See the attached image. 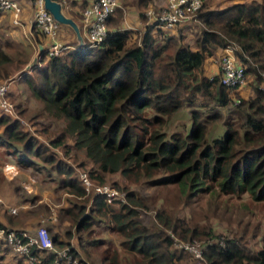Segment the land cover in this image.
I'll use <instances>...</instances> for the list:
<instances>
[{"label": "trees", "instance_id": "16d2710c", "mask_svg": "<svg viewBox=\"0 0 264 264\" xmlns=\"http://www.w3.org/2000/svg\"><path fill=\"white\" fill-rule=\"evenodd\" d=\"M137 1L145 8L148 0ZM193 26H199L198 31L190 42L183 40L181 31ZM227 46L234 48L244 75L250 77L252 96H235V101L234 87L220 82L219 68L211 76L202 73L205 59ZM7 59L0 48V65ZM25 71L23 81L46 119L61 121L49 144L62 147L66 154L70 138L71 146L91 164L84 168L93 181L102 184L106 174L119 173L135 180L147 177L152 184L173 183L182 203L203 194L213 198L242 193L264 202V0L215 9L201 4L187 23L170 29L146 24L138 36L136 30L107 29L97 45L84 42L54 56L39 51ZM206 104L232 107L225 117L214 111L204 119L201 108ZM177 117L183 120L180 131L170 127ZM214 124H221L222 131L218 128L215 136L209 135ZM0 148L6 151L4 158L41 174L55 184L52 190L63 192L66 205L57 217L72 227L65 230L66 237L77 234L84 264H191L184 250L172 247L167 227L181 239L211 238L210 243L204 240L202 252L207 264H264V233L250 246L247 238L254 233L246 223L231 235H222L220 244L209 230L206 214L199 215L202 223L156 212L161 228L150 227L137 220L135 207L143 204L133 193L113 202L86 194L77 170L1 112ZM6 213L11 214L7 208ZM6 222L0 218L3 233ZM99 223L117 236V246L90 236ZM46 229L54 245H68L57 232ZM0 241L1 257L9 249ZM29 251L36 256L33 264H53L51 251L34 244ZM11 255L27 264L24 257ZM94 257H99L97 263Z\"/></svg>", "mask_w": 264, "mask_h": 264}, {"label": "rangeland", "instance_id": "374dc122", "mask_svg": "<svg viewBox=\"0 0 264 264\" xmlns=\"http://www.w3.org/2000/svg\"><path fill=\"white\" fill-rule=\"evenodd\" d=\"M16 1L19 3L20 8L22 9L20 12L21 15L23 11L22 3L20 0ZM59 1L62 2L63 9L65 8L66 10H69L73 15L72 17L77 19V22L79 23L80 17L76 15L72 8H78L80 14L82 7L87 3L77 2L78 0ZM237 1L242 0H201V4L207 9H215ZM165 3L166 0H148L146 2V7L144 8L138 7L137 0H118L117 10L113 12L112 17L106 24V27H116L117 29L124 27L125 23H129L130 19L132 21L134 14L136 12L139 13V11H141V22L142 24L146 25L150 22V17L146 15V11L150 10L153 13H156L165 5ZM27 10L29 16H27L26 19L30 22L32 15V5H30L29 9ZM5 13L9 14L8 11H3V13L0 14V48L8 59L6 61L7 63L3 62V64L1 63L0 65V85L9 81L7 89L2 95V98L4 99L3 104L5 106H10V111L8 109L10 113L3 111L2 109H0V112L7 114V116L17 120L21 128L36 138L41 145L45 146V149L47 148V152H54L55 156L62 159L66 164L70 165L74 171H85L89 165L91 166V164L85 160L81 151H78L71 146L72 142L70 138L67 137L68 151L66 154L62 147H55L49 144L50 139L53 137V134L56 131V127L61 121L52 120L50 117L46 119V115H44V109L40 107L41 104L31 96L29 88L23 81V76L26 74L25 70L28 68V64L31 61L29 56L30 54L35 55L33 54L34 50L27 41V37L29 36L27 35L25 37L22 32L16 33L17 36L14 39L9 38V24L7 17L3 15ZM190 22L195 24L193 20ZM193 27L194 28L191 30L181 31L183 34V40L190 42L194 32L196 30L198 31L199 29V26ZM61 30L63 33L65 29ZM132 30H136V36L141 33L140 27ZM174 34L176 33L174 32ZM37 35V43L44 42L45 35ZM63 35H60V32H57L55 37L60 42H66L71 46L75 45V42H67V40L63 38ZM232 50L234 51V48ZM217 52H219V49ZM217 57L218 54L214 55V59H211V61L215 64L216 71L218 70ZM209 67H211V62L205 60L202 66V73L206 76H211V74L215 72L210 70ZM247 82H250V77L245 76L243 81L234 87L235 93L233 94V97L235 101L237 99L235 96L246 97L248 95H253L252 89L248 88L251 86H247ZM230 106L232 107V104H229L228 107ZM192 107L197 108L196 106ZM228 107L221 108L212 106L211 104H206L201 108L204 111L203 118L206 119V114H210L214 111L218 112L221 117H225ZM179 114L183 113L180 112ZM182 122V118L177 117L172 120L171 126H169L172 129L180 131L182 130ZM212 123L217 122H208L209 125ZM212 126V129L208 132L209 135L215 136L214 132L218 128L220 131H222L221 124H214ZM208 134L206 133L207 137H209ZM5 152L6 151L0 148V166L3 163L15 164L14 162H11L12 160L10 157L4 158ZM37 162L43 166L45 165L40 160ZM79 163L83 164L79 165ZM6 166L11 168L8 165ZM15 166L18 170L16 173V170L13 169L12 174H17L13 178L10 177V175L8 176L6 173H4L2 168H0V218L7 221L5 223L6 228L18 230H30L38 226L50 228V234L57 232L60 239L62 238L64 241L68 242V245L66 246L69 247V249L70 247L73 248L75 252L74 256L77 259V264H84L83 260H85V256L83 251L78 248L77 242L79 239L77 234L73 233L72 235L66 237L64 235L65 230L71 231L72 227L68 224V221H63L64 218L59 220L57 217L59 208L66 205L63 192H61V190H52L55 184L50 180L45 179V177H41V174H36L26 169H20L16 164ZM24 177H26L27 180L32 181L31 184L33 185L34 192L36 194L32 195V193L26 192L20 194L17 189H14L15 185L20 181L21 178ZM148 179L149 178L147 177H139L138 180H135L132 177L122 176L119 173H112L106 174L104 176L103 182L109 183L112 186H116L114 188L118 191H122L123 193H133L134 197H138V199L142 201V206L135 207L138 210L136 218L145 226H156L157 228H161L160 221L158 220L157 216H155L156 212L165 215L166 217L177 216L184 220L195 219V222L202 223L204 220L200 219L199 215L206 214L209 216L207 221L209 230H211L214 234H217V236L221 237V239H223V236H229L236 230H239V228L242 225L244 226L245 223L249 225V233H254L253 238H247V243L250 246H253L257 237L264 233L263 201H252L247 197L246 194L242 193L240 195L218 194L213 198H209L203 194L198 196V198L195 200L193 198L191 200L192 202L190 201V203L185 201L182 203L175 184H152L148 181ZM91 181L93 183H98L92 179ZM12 204L19 206L18 208L21 209H19L13 215H8L6 213V208L9 205L12 206ZM7 215L9 216V220ZM107 230L108 229L102 227L100 223L96 224L90 236H94V238H104L105 240H109L117 246V236L112 232H108ZM164 230L171 240L172 237H174L180 241L194 240L200 244H202V242H204L206 239L211 241V238H206L204 240L195 237H191L192 239H181L180 237H177V235L171 230H169L168 227L164 228ZM0 240H3L1 233ZM1 249L2 245L0 241V252ZM9 252L6 250L3 253L6 254L7 260H9ZM184 258H186L187 262L189 261L192 264L189 256L187 259V257L184 255ZM98 259L99 257L93 258L96 263L98 262ZM86 264H89V262L86 261Z\"/></svg>", "mask_w": 264, "mask_h": 264}, {"label": "built area", "instance_id": "2783aa9c", "mask_svg": "<svg viewBox=\"0 0 264 264\" xmlns=\"http://www.w3.org/2000/svg\"><path fill=\"white\" fill-rule=\"evenodd\" d=\"M31 5L32 15L30 24L33 29L44 34L47 39L43 54L46 56H54L70 49L71 46L68 43L60 42L56 39L58 23L44 8L43 0H32ZM200 6L201 0H166L165 5L156 13L147 10L146 15L150 17L151 24L163 29H170L176 24H184L191 20ZM117 7L118 0H90L82 7L80 11V22L83 30V42L88 43V45H97L101 42L108 29L106 27L107 17L111 16ZM3 11H10L11 22L13 24L18 23L21 8L16 0H0V13ZM232 49L231 46L224 47L217 59L220 82L227 88L236 87L245 77L242 64L237 60ZM8 83L9 81L0 85V109L10 113V106H5L3 104L4 99L2 98ZM6 165L11 168H8ZM0 168L12 178L17 175L12 174L13 169L16 170V173L18 170L15 164L3 163ZM77 172L86 194L102 195L106 202H113L115 200L124 201V193L116 190L111 184L93 183L86 171L78 170ZM31 182L26 177L21 178L14 189H17L20 194L26 192L34 195L36 193ZM18 207L12 204V206H7V210L9 213L15 214ZM0 233L10 252L16 256L24 257L27 264H33L36 260V256L29 251V246L32 244L39 250L51 251L53 253V264H77V259L69 247H57L54 245L47 229L43 226H38L30 231L7 229L4 233L0 229ZM217 240L220 244L222 243L221 237L218 236ZM171 241L173 247L182 249L188 254L192 264H207L202 253L206 243L202 242L200 244L194 240L180 241L174 237H172ZM208 242L210 243L211 241L208 240Z\"/></svg>", "mask_w": 264, "mask_h": 264}, {"label": "crops", "instance_id": "0c3cea01", "mask_svg": "<svg viewBox=\"0 0 264 264\" xmlns=\"http://www.w3.org/2000/svg\"><path fill=\"white\" fill-rule=\"evenodd\" d=\"M89 1L90 0H78L77 2H80V3L86 2V3H88ZM20 2L22 3L23 11H22L21 15L19 14L18 24H13L11 22L10 11H9V14L8 13L3 14L4 16L7 17V21H8V24H9V38L14 39L17 36L16 33H21V32H22V34L25 37L28 35L29 37H27V41L30 44L31 48L34 50L33 54L36 55L39 51H43V49L45 48V46L47 44V39L42 33L37 32L35 29L31 28L32 26H31L30 22L26 19V17L29 16L27 9H29L30 5L32 4V0H29V1L20 0ZM59 2L61 3V9H62V12L64 13V15L67 16V17L72 18L76 22L78 30H79V33H80L81 37H83V30L81 28L80 20H79V23H78L77 22L78 20L75 19L74 17H72L73 15L70 13L69 10H66L65 8L63 9L62 2L61 1H59ZM72 9L76 13V15L80 17L78 8L73 7ZM2 13H0V14H2ZM142 16H143V14H142ZM0 21H1V19H0ZM150 22H151V20H150ZM150 22L148 24H151ZM144 26H145V24H142L141 17H139L138 12H136L134 14L133 18H132V21L130 19L129 23H125L124 27H120L118 29H131L132 30V29H137V28L140 27L141 30H143ZM61 29H63V30L65 29L63 33L61 32L62 31ZM66 29H68V30H66ZM108 29H117V28L116 27H111V28L108 27ZM57 32L58 33L60 32V35L64 34L63 38L66 39L67 42H73V43L75 42V45H77V42H76V39H75V34H74L73 30L68 25L58 23ZM37 34H41V35L44 36V42L37 43L38 42V35ZM217 50L215 51L216 52L215 55L216 54L220 55L222 53V51H223V48L219 49V52H217ZM35 55L30 54L29 59L30 58L32 59V57L35 56ZM211 59H214L213 55L207 57L205 60H208L209 62H211V67H209V69L215 71L214 73H216L217 71H216V68H215V64L211 61ZM15 258L13 257V255H11V253H9V260H7L6 254H3L0 257V264H4V263H6V264H24L22 259H19V258L15 259ZM17 262H19V263H17Z\"/></svg>", "mask_w": 264, "mask_h": 264}, {"label": "water", "instance_id": "95a60500", "mask_svg": "<svg viewBox=\"0 0 264 264\" xmlns=\"http://www.w3.org/2000/svg\"><path fill=\"white\" fill-rule=\"evenodd\" d=\"M43 6L51 14L52 18L57 23L66 24L73 30L77 45H82L84 43L79 33L76 22L72 18L64 15L61 9V3L58 0H43ZM35 62H36V55L32 57L28 66Z\"/></svg>", "mask_w": 264, "mask_h": 264}]
</instances>
